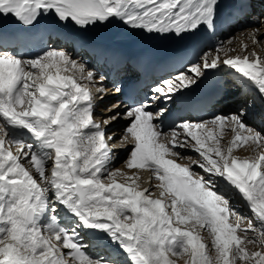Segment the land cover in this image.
Segmentation results:
<instances>
[{"label":"snow or ice","instance_id":"snow-or-ice-1","mask_svg":"<svg viewBox=\"0 0 264 264\" xmlns=\"http://www.w3.org/2000/svg\"><path fill=\"white\" fill-rule=\"evenodd\" d=\"M220 7L221 0H0V17L26 33L47 19L80 29L119 20L184 39L214 30ZM260 31L249 33L251 49L243 43L232 55L234 48L221 46L162 80L153 102L172 100L222 66L264 97ZM29 42L23 35L14 41ZM96 76L51 44L32 58L0 47V264H264V134L246 125L242 111L184 119L165 131L168 110L140 101L124 113L129 123L120 137L131 146L129 171L113 169V137L94 118ZM226 128L234 135L222 145ZM245 145L255 155L234 154ZM140 170L152 173L150 188ZM237 197L251 217L237 212Z\"/></svg>","mask_w":264,"mask_h":264},{"label":"bare ground","instance_id":"bare-ground-1","mask_svg":"<svg viewBox=\"0 0 264 264\" xmlns=\"http://www.w3.org/2000/svg\"><path fill=\"white\" fill-rule=\"evenodd\" d=\"M223 1L225 3L226 0H223ZM238 1L242 3L241 12H243V14H246L247 21L252 22V23L250 25H248L247 30H245L244 32L242 31V32L237 33V36H235V37H239V40H243V43H247L249 46V49H251L253 47V45H252L251 40L248 39V35L253 29H255V28L261 29L260 34L258 36V39L261 40L262 42H264V25H261L258 22V20H264V10L261 9V6H263V4H264V0H248V1L245 0V2H243L242 0H238ZM239 17L240 16H237L236 19H238ZM237 23L238 22H236V25H237ZM233 26L234 25L230 26L228 24V21L222 22V29H220L217 34L212 35L211 40H212V44H217L216 48H220L221 46L234 48L235 52H233L231 54L235 55V54L242 51L243 43L241 42L238 44L237 41L232 42L231 44L228 43L229 41L234 40L232 33H231V29ZM236 39H238V38H236ZM52 44H53V47L63 48V49L70 51L72 53L74 59H76L79 62L84 63L85 66L89 70H93L94 72H96V74H97L96 81L97 82L93 88L94 95H96V97H97L95 110H99L102 113L109 114L107 117H104L105 121L108 120V117H111V116H115L116 118L114 120H117L116 124H113V126H116V128L108 134V135H111L113 137V139L111 141H109V143L111 145H113V150L116 153V158L113 161L112 168L113 169H122L126 172L129 171L125 167V161L128 159L129 150H130L131 146L129 145V146L125 147L124 145L121 144V141H120V137L124 135L125 128L128 126V123H129V121L124 116V113L128 110L129 106L127 104L121 103L120 98L118 96V92L115 90V84H114L115 80H110V79H108L107 75H103L102 69L94 62V60L92 58L88 57L85 53H83V52L75 53L73 50V47L71 45V41H70L69 36L67 37L65 34H60L52 40ZM208 48H209V45L207 44L204 49L206 50ZM258 49H260V50L258 51ZM256 51L262 52L264 50H262L260 47H258L256 49ZM215 55H216V50L210 54L209 59H211ZM221 55H222V53H221ZM192 63H194V62H192ZM188 66L185 68L186 70H187ZM223 70L228 71V73H226L223 76L224 80L228 79L227 83H229L230 81L234 82V83H236V85L239 89L243 88V89H245V91H244L243 96H242L243 98L242 99L240 98L241 99L240 102H235V103L229 102V101H227L226 97L224 96L223 97L224 101H221L220 103H216L213 106L212 114L214 112L217 113V111H218L219 115H225V116L230 115L232 111L236 110L237 107H239V104L241 103V101H245V102L248 101L246 103L247 107L245 106V110H246L245 112L246 113H244V115H243V120L245 123L249 124L248 126H254L256 128V131L260 132L261 134H264V117H262V115H261L262 113H264V111H263V109H264V97H261L259 92L254 87H251V86L241 87V85L239 83V77L235 76L233 74V72L228 67L222 66L218 69L205 70V75L208 71H216V72L221 73ZM179 73L180 72L176 73V75H178ZM123 74H126V72L119 73L118 77H121V75H123ZM171 76L173 77V75H171ZM171 76H168L169 77L168 79L172 78ZM101 77L103 78L102 80H101ZM164 79L157 80L152 85L145 88V94L141 95L139 97L138 102L144 101L146 103H149L151 105V110L153 112H156L161 108L168 109V107H164L163 105H161L158 102V100L153 102V99H152L156 95L153 92V89ZM202 79L199 80L198 82L202 81ZM225 85H226V82H225ZM97 88H102V89H104V91L103 92H96ZM230 88L231 87H229V89ZM229 89L227 91H232L234 88H231L230 90ZM250 92H251V94L258 97L257 103L256 102H249ZM227 93L229 96V92H226V95H227ZM175 95L173 96L172 100L168 101L170 104L173 103V99H174ZM102 98H104L102 100V104L99 105V101H101L100 99H102ZM106 105H108V107L104 108V106H106ZM114 105L117 107H113ZM258 112H261V114H259ZM117 113H119V115H117ZM212 114L208 115L207 119L205 121H207L208 118L210 119L212 117ZM163 117H161V121H162ZM94 118L97 121L100 118L99 115L95 114V111H94ZM197 118H199V117L198 116H189V117H186L185 119L192 121V120H198ZM182 120H184V119H181V121ZM193 122H195V121H193ZM102 126H104V128H106L105 126H107V125L102 124ZM233 135L234 134L229 129L226 128L224 131L223 139H222L221 143L223 141L225 143L229 142L232 139ZM181 155L182 156H189V157H192L193 159L198 158V156H196L198 154H196L194 151H192L190 149H182ZM253 155H255L254 149H253V154L250 155L249 152H247V153L245 152L243 154V156H241V157H251ZM179 162L189 163V161H187V160H181ZM197 170H199V169H197ZM131 171L135 172L137 170H131ZM139 174L141 177L140 183H141L142 187H149L150 188L151 185L149 184V178L152 176V173L148 170H140ZM120 179H122V178H120ZM152 183L154 184V183H156V181L153 179ZM157 194H158V190H157ZM235 205H236V210L239 214L244 215L247 211H249V208L247 207V205L242 200H240L238 197L235 200ZM90 251H92L94 255H96L98 252V250H96V249H90ZM178 264H184V261L180 260L178 262Z\"/></svg>","mask_w":264,"mask_h":264},{"label":"rangeland","instance_id":"rangeland-1","mask_svg":"<svg viewBox=\"0 0 264 264\" xmlns=\"http://www.w3.org/2000/svg\"><path fill=\"white\" fill-rule=\"evenodd\" d=\"M264 5V4H263ZM237 25H234L233 27H232V29H231V33H232V36H233V39L234 40H232V42H235V41H237V43L239 44V43H243V40H239V37H235V36H237V33H239V32H244L245 30H247L248 28V25H250L252 22H249V21H247V16H246V14H243V15H241L238 19H237ZM229 33V32H228ZM245 34V33H244ZM235 37V38H234ZM236 38H238V39H236ZM258 48V47H257ZM256 48V49H257ZM217 48L216 47H214L213 49H210V48H208V49H203L202 50V55L199 57V60H197L195 63H201L202 62V57L205 55V53H212V52H214L215 50H216ZM260 49H258V51H259ZM204 51V52H203ZM210 53V54H211ZM186 69H184L183 71H180V72H184ZM176 75V74H175ZM175 75H173V77L175 76ZM172 77V76H171ZM169 77H166L164 80H166V79H168ZM234 82H229L228 84H229V87H231V88H234L232 91H228L229 92V96H228V93H227V95H224L225 97H226V99H227V101H229V102H233V103H235V102H240V100L243 98L242 96H243V93H244V91H245V89H243V88H241V89H239L238 87H237V85H236V83H234ZM230 88V89H231ZM229 89V90H230ZM241 98V99H240ZM104 98H102V99H100L101 101H99V105L100 104H102V100H103ZM114 101V100H113ZM159 101V100H158ZM163 101H166V99H163ZM248 101H241V103L239 104V107H237V109L236 110H234V111H232L231 112V114H233V113H239V112H243V113H246L245 111V106L247 107V103ZM249 102H258V97L257 96H255V95H253V94H251V92H250V97H249ZM112 103V102H111ZM161 104V103H160ZM164 103H162L161 105H163ZM164 106V105H163ZM108 107V105H106V106H104V108H107ZM165 107V106H164ZM263 111H264V109H263ZM259 114H261V112H258ZM95 114H97V115H99L100 116V118H99V120H98V122H100L101 124H104V121H105V119H104V117H107L109 114H106V113H102V112H100L99 110H95ZM214 114V115H213ZM212 114V117L209 119L208 118V120H211L214 116H216V115H219L218 114V111H217V113H213ZM230 114V115H231ZM249 114V113H248ZM262 115V117H264V113H262L261 114ZM111 117H113V116H111ZM109 118V117H108ZM198 120H192V121H200V120H206L207 119V116L205 117H199V118H197ZM120 121V120H119ZM116 122H117V120H110L106 125L107 126H105L106 128H105V131H106V133L107 134H109L110 132H112L115 128H116V126H113V124H116ZM246 125H249V124H247L246 123ZM249 127H251V128H253L254 130H256V128L254 127V126H249ZM227 144V142L225 143L224 141L222 142V145H226ZM246 152H249V154L251 155V154H253V147H250V146H248V145H245L244 147H241V148H239V149H237V150H235V152H234V154H236V155H239V156H243V154ZM196 156H198V155H196ZM197 171H199V170H197ZM240 215H242V216H244V217H251L252 216V213L250 212V210L249 211H247L244 215L243 214H240ZM246 222L247 221H245V225H246ZM204 234V236H205V238L206 239H210L209 237H208V235H207V233L205 232V233H203ZM249 248H251V246H249Z\"/></svg>","mask_w":264,"mask_h":264}]
</instances>
